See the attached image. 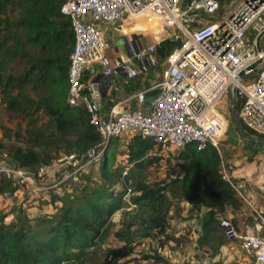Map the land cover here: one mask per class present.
Wrapping results in <instances>:
<instances>
[{"label":"built area","instance_id":"built-area-1","mask_svg":"<svg viewBox=\"0 0 264 264\" xmlns=\"http://www.w3.org/2000/svg\"><path fill=\"white\" fill-rule=\"evenodd\" d=\"M221 9L219 0H187L185 6L183 0H66L61 13L70 20L75 37L67 100L70 105L85 107L101 141L85 151L76 149L41 163L34 171L20 166L7 153L0 154V177L17 184L15 194L22 190L29 195L50 193L64 183L78 181L86 169L102 161L111 138L135 135L177 150L190 144L200 149L210 145L222 158V142L231 122L227 108L232 87L235 98L242 100L239 119L264 136V42H260L264 0H235L223 15L216 16ZM122 21H129L134 34L144 35L148 42L114 57L99 24ZM173 38L180 44L164 58L159 92L147 96L152 87L137 93L140 108L127 109L119 102L105 111L101 92L87 83V73L98 65L105 76L122 71L128 79H135L147 68L158 46ZM223 178L240 192L227 172ZM13 192L4 195L16 199ZM239 196L255 211L256 231L247 229L250 221L240 229L227 217L220 226L228 240L238 242L249 264H264V215L245 194ZM191 264L212 263L195 259Z\"/></svg>","mask_w":264,"mask_h":264},{"label":"trees","instance_id":"trees-1","mask_svg":"<svg viewBox=\"0 0 264 264\" xmlns=\"http://www.w3.org/2000/svg\"><path fill=\"white\" fill-rule=\"evenodd\" d=\"M65 2L0 0V71H4L12 57L26 60L20 75L3 77L4 73H0L4 92L13 88L14 80L19 82L16 86L19 89L31 83L34 89L46 91L45 97L36 99L21 90L24 92L21 99L12 97L9 106H28L32 102L36 109L44 108L49 115L47 129L53 127L57 131L56 139L48 142L55 146L53 149L15 145L6 148L13 161L33 171L57 157L59 142L71 143L68 151L73 148L85 151L101 141L85 107L70 105L67 100L69 58L75 37L70 20L61 13ZM21 27L25 33L19 34ZM24 43L32 51L22 49ZM179 44V40L167 39L161 43L164 48L160 51L167 55ZM241 105L242 100L236 97V113L242 127L248 134L264 139L239 119ZM70 134L75 137L72 141L68 138ZM129 138L125 143L119 137L109 140L98 166L99 175L84 172L75 188L62 185L52 190L51 211L28 217L19 210L10 226L5 222L8 213L1 215L0 264H85L87 256L95 253L101 255L99 264H139L150 260L154 264H172L164 254L172 249L174 239L170 233L174 201L168 191L175 193L177 188L193 207L201 204L209 209L202 223L204 236L199 241L219 235L211 232L216 224L221 227L225 207H238L242 198L237 197L236 190L223 178L222 158L217 149L210 145L200 149L197 144H190L179 152L181 163L175 179L164 184L149 183L141 180L137 171L159 163L161 155L157 151L163 147L140 135ZM121 155L125 156L124 162L119 159ZM124 169H129L128 173L124 174ZM84 179L88 182L77 191ZM134 179L137 182L130 184ZM16 188L13 180L0 177V196ZM128 208L132 209L127 211ZM12 210L15 212L16 208ZM119 210L125 215L122 227L109 235L110 228L115 226L112 216ZM225 238L218 236V246L225 243ZM137 239L154 240L156 244L148 251L137 250L140 242L144 243ZM103 245L107 246L103 248ZM212 249L217 250L216 246Z\"/></svg>","mask_w":264,"mask_h":264},{"label":"rangeland","instance_id":"rangeland-1","mask_svg":"<svg viewBox=\"0 0 264 264\" xmlns=\"http://www.w3.org/2000/svg\"><path fill=\"white\" fill-rule=\"evenodd\" d=\"M234 0H219L221 3L222 9L216 12V16H221L225 13V9L230 6L233 3ZM19 13V12H17ZM25 33V28L21 27L19 29V34ZM118 36L111 35L108 37V35L105 36V40L108 43L109 39L116 40ZM22 41H24L23 38H21ZM25 47L26 50L32 51L31 46H29L27 43H24L22 46V49ZM108 45V49H109ZM158 52V51H157ZM26 60L21 58L20 56L12 57L8 65H6L4 71H0V73H4L3 77H6L8 75L17 76L20 75L24 69H25ZM157 70V69H156ZM19 84V82L14 80L12 82L11 90H8L4 92V86L0 84V154L6 153V148L12 145L15 146H22V147H33L36 150H42L44 149H53L55 148L54 145L48 144L50 140L56 139L57 131L53 127H49L47 129L49 115L47 114L46 110L44 108L36 109L34 106H32V102H28V106L21 105V106H9V101L12 97H21L23 96L24 92H26L27 96L30 98H43L46 95L45 88H36L34 89L33 86H31V83H26L23 88L19 89L16 87ZM23 90L24 92H21ZM224 101V100H223ZM222 101V102H223ZM227 113H229L230 118V126L227 132L224 135V141L222 142V152H223V159L221 164L222 174L227 172L230 178L232 179L233 183L238 187L241 193L247 195L249 191H252L255 189L256 186H264V145L260 143H250L248 140L242 138H237L238 130L236 132V127L231 119H233V113L231 109V105L229 104L227 108ZM41 130V133L39 132ZM35 131V133H33ZM239 135V134H238ZM70 141L74 140V135L70 134L69 137ZM122 143H125L126 141H129V137H122ZM68 145H71L69 142H59L56 147L59 148V152L57 154V157L64 155L65 153L71 152L73 150H76L77 148H73L71 151L67 150ZM124 144L121 145V150H124ZM181 150L172 149V148H162V150H158L159 155H161V160L159 163L145 168L143 170H138L137 174L138 177L141 180L147 181L149 183L158 181L164 183H169L175 177L178 173V165L181 163V160L179 158V152ZM119 159L123 162L125 161V156L121 155L119 156ZM102 161H100L95 168L91 170V168L86 169L85 171L88 173H92L91 175L97 176L99 168L98 166L101 165ZM129 169H124L123 173H128ZM237 172L239 175H234L233 173ZM260 179V180H259ZM88 179H84L82 181V184L78 186L79 188L77 191H79L81 188L84 187V185L88 182ZM92 180V179H91ZM226 180V179H225ZM227 181V180H226ZM78 181H74V183L65 184L67 187L71 186L72 188H75V185ZM137 180L134 179L130 182V184L136 183ZM201 189L203 188L202 185ZM70 187V189H72ZM60 188V187H59ZM119 189L120 186H117ZM58 189V188H56ZM54 190V189H53ZM240 192L236 190L237 197H240ZM239 193V194H238ZM15 194V191L13 192ZM54 194V191L48 192V193H35L32 195H29V192H17L15 195L17 196L16 199L5 197V195L0 196V216L8 213V216L5 219L6 224L10 226L16 218L17 211L20 210V212H24L26 216L28 217H34L36 215H42L52 210L50 206L51 198ZM168 194L173 199V206L171 207V210L174 211V218L178 220L181 218L182 215V209H183V203H181L183 200H186L187 198L184 196L180 188H177V192L168 191ZM174 194V195H173ZM5 198V200L3 199ZM16 200V201H15ZM253 203L255 202L252 199ZM244 202H246L244 200ZM243 202H240V205H238L239 208L243 204ZM247 203V202H246ZM246 203H244L246 205ZM255 204V203H254ZM13 208H16L15 212L12 210ZM13 212H12V211ZM131 209H127V211H130ZM118 213V211L116 212ZM200 215V214H199ZM198 215V216H199ZM227 213L222 214L221 217L227 216ZM128 216H126L127 218ZM125 218V215L123 211H119V214L112 216V222L114 223V227L110 228L109 235H112L113 231L120 229L122 227L121 223L123 219ZM191 216L188 218L190 221ZM172 220V232L170 233L173 235L174 239L171 242L172 249H169L167 252H165V256L170 259L172 257L170 255L171 251L174 252L176 249L174 248V244H180L179 250H176L177 253L173 255L178 256L181 261L183 257L185 256L186 259L189 260V253H184L182 251V245L184 244L185 240H183V234L188 233L187 231L182 232H175V229L177 228V225L174 224V221ZM186 221V220H185ZM184 222V224H189L190 222ZM182 223V222H181ZM214 233H220V229L218 228V225H215V230L211 232ZM215 235V234H214ZM212 238H208L207 243H202V246L211 247L216 243H214V240L217 239L216 236ZM112 238V237H111ZM137 241H144L140 242L137 250H145L148 251L150 248H152V244H156L154 240H140L137 239ZM151 243V245H150ZM113 244V243H111ZM119 244V242L117 243ZM204 244V245H203ZM107 245H103V248ZM178 248V247H177ZM160 251V249H159ZM172 254V253H171ZM101 258V255L98 253L91 254L87 256L85 260V264H99V259ZM183 260L181 264H187V260ZM172 264H178V262L169 260ZM139 264H154L152 260L146 261L144 263ZM155 264H161V263H155Z\"/></svg>","mask_w":264,"mask_h":264},{"label":"crops","instance_id":"crops-1","mask_svg":"<svg viewBox=\"0 0 264 264\" xmlns=\"http://www.w3.org/2000/svg\"><path fill=\"white\" fill-rule=\"evenodd\" d=\"M235 1V0H234ZM233 1V2H234ZM230 6H228L224 11L226 12L227 9ZM101 26V29L105 32V36L108 35H114L116 40L109 39L107 46L109 45V53L117 57L119 54H128L132 50V48H140L148 42L144 38V35H135L132 26L129 25V21H122L117 22L114 25L108 26L104 24H99ZM252 36V35H251ZM145 40V41H144ZM176 40V39H174ZM261 45H263L264 42V36L260 40ZM161 45V44H160ZM158 46V52L151 56V62L148 63L146 69H142V73L139 77L135 79H128L122 71H119V73L113 75L111 77L110 81V88L107 89L106 83L108 82L104 78H98L97 76L99 73H102L100 70V67L98 65L95 66V69L93 71H90L86 75V81L87 83L93 84L98 91H100L102 94L107 92L106 96H102L101 104L102 108L105 111H108L112 106L119 102H124L123 106L127 109H136L140 108L141 105L139 104L138 100L136 99V94L140 91L151 89L148 93H153L150 96H153L156 94V89H158L157 85L160 81L163 80V68L164 65L162 63L164 62V58L166 56V53L161 52V48H164L163 46ZM137 63V61H135ZM139 64V63H138ZM157 69V70H156ZM233 121V119H232ZM234 123V121H233ZM236 127V126H235ZM236 128V132H237ZM239 134V132H238ZM237 134V138L240 134ZM243 138V137H242ZM250 142V141H249ZM253 143V142H250ZM223 145V144H222ZM223 155V154H222ZM224 156V155H223ZM234 175H239L237 172L233 173ZM260 180V179H259ZM264 182V181H263ZM264 185V184H263ZM247 198L251 201V204L253 207H255L260 213L264 215V186H256L255 189L252 191H249L247 193ZM5 200V198H3ZM241 199V197H240ZM252 199L255 201L253 203ZM241 202H243L242 206L239 208L234 207H225L223 213H227L228 215L223 218H231L234 223L239 227L240 229L246 228V223L250 221L249 228H247L250 231H256L254 227V222L256 220L255 217V211L253 210L252 206L244 202V199H241ZM181 203H183V209H182V215L181 218L174 221V211L171 210L170 216L171 219L174 221V224L177 225V228L175 229V232H183L187 231L188 233H184L183 240H185L184 244L182 245V251H184L183 254L186 255V253H189V260L186 259L184 256L182 261L181 259L173 255L177 253L176 250H179L180 244H174V248L176 249L174 252L171 251L170 257L171 261L178 262V264H181L183 260H187V264H191L192 261L195 259L197 260H207L210 261L212 264H249V258L244 255V253L239 249L238 242L237 241H230L227 238H225V243L218 246V236L221 234L223 237L225 236L224 231L221 227L219 235H216L217 239L214 240V243L217 250H213L211 247L202 246V243H207L208 238H212L213 236L206 237V239H203L202 242L199 240L201 239V236L203 238V229H202V223L204 221L205 215H208L209 209L201 204H198L197 207H193L187 200H183ZM246 203V205L244 204ZM120 213L122 210H119ZM115 213V214H119ZM200 214V215H199ZM199 215V216H198ZM191 216L192 219L190 221L188 218ZM171 220V221H172ZM186 220V221H185ZM190 222L189 224H184V222ZM182 222V223H181ZM204 245V244H203ZM214 246V245H213ZM178 247V248H177Z\"/></svg>","mask_w":264,"mask_h":264},{"label":"water","instance_id":"water-1","mask_svg":"<svg viewBox=\"0 0 264 264\" xmlns=\"http://www.w3.org/2000/svg\"><path fill=\"white\" fill-rule=\"evenodd\" d=\"M187 0H183V6H185ZM174 40V38L172 39ZM98 78H104L106 79L108 82L106 83V87L107 89L110 88V81H111V77L110 76H105L104 73H99V75L97 76ZM97 92H100L96 89ZM159 92V89H156V94ZM153 93H147V96L152 95ZM102 96H106L107 92L105 93H101ZM231 109H232V113H233V121H234V125L236 126V128L238 129V132L240 134L241 137H243L244 139L253 142V143H260L264 145V139L252 136L250 134H248L245 129L242 127L241 123L239 122L238 118H237V113H236V98H235V88L232 87L231 89ZM109 146V142L107 143L106 147H105V152L107 150ZM105 154V153H104Z\"/></svg>","mask_w":264,"mask_h":264}]
</instances>
